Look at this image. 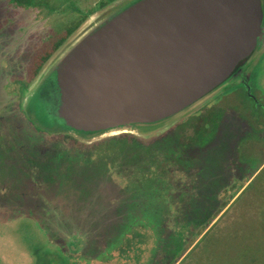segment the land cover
<instances>
[{
	"label": "rangeland",
	"instance_id": "374dc122",
	"mask_svg": "<svg viewBox=\"0 0 264 264\" xmlns=\"http://www.w3.org/2000/svg\"><path fill=\"white\" fill-rule=\"evenodd\" d=\"M134 1L0 0V264H176L187 250L180 264H209L207 250L219 264H264V129L236 78L128 132L74 133L57 115L49 71ZM78 22L31 79L36 54ZM261 53L250 73L264 97Z\"/></svg>",
	"mask_w": 264,
	"mask_h": 264
},
{
	"label": "water",
	"instance_id": "95a60500",
	"mask_svg": "<svg viewBox=\"0 0 264 264\" xmlns=\"http://www.w3.org/2000/svg\"><path fill=\"white\" fill-rule=\"evenodd\" d=\"M263 21L262 0H135L49 71L60 90L57 115L75 130L108 134L174 117L254 53Z\"/></svg>",
	"mask_w": 264,
	"mask_h": 264
},
{
	"label": "flooded vegetation",
	"instance_id": "af4514ba",
	"mask_svg": "<svg viewBox=\"0 0 264 264\" xmlns=\"http://www.w3.org/2000/svg\"><path fill=\"white\" fill-rule=\"evenodd\" d=\"M262 6H263V11H264V0H262ZM263 25H264V21H263ZM263 33H264V26H263ZM260 50H261L262 53L264 52V35H263V38L259 39L258 46H257L256 50L254 51V53L248 59L243 61L238 66L236 71L232 74V76L229 79L236 78L235 79L236 81L238 80L239 82L242 83V85L245 88V94H246V98L248 100V104H251L253 109H254V105L256 104L255 105L256 106V111L259 114L258 124H259V127L264 129V97L260 96V91L258 92V91H256V88H254L253 83H252V75L250 73L251 72V67L258 60V59H256V61L252 63V60H254V55H255L256 52H258ZM262 53L259 55V57L262 55ZM250 60H251V64L248 63V62H250ZM209 95H211V93ZM209 95H207V96H209ZM31 97L28 98V100H30ZM197 103H195V104H197ZM192 106H190L189 108H191ZM189 108H187V109H189ZM186 110H184V111H186ZM183 112H181V113H183ZM181 113H179V114H181ZM179 114H177V115H179ZM176 116H174V117H176ZM174 117L159 121V122H157L155 124L166 122V121H168V120H170V119H172ZM64 124H65V122H64ZM140 125H144V124H136L133 127V129L138 128V126H140ZM65 128L68 129L71 132H74V133H79V134H84L85 133V132H82V131L75 130V129L71 128V127H68V126H66V124H65ZM98 133H103V132H93V133H90V134H98ZM210 251H212V250H210ZM210 251L207 250V253H208L207 260H208L209 264H219L218 259H216L215 256H213ZM187 252H188V250L181 256V258L176 262V264H180V263L186 261L185 258H187ZM212 252L214 253V251H212ZM210 254H211V256H210ZM192 263L193 264H200V263H195V262L191 261L190 264H192Z\"/></svg>",
	"mask_w": 264,
	"mask_h": 264
},
{
	"label": "trees",
	"instance_id": "16d2710c",
	"mask_svg": "<svg viewBox=\"0 0 264 264\" xmlns=\"http://www.w3.org/2000/svg\"><path fill=\"white\" fill-rule=\"evenodd\" d=\"M13 1L17 6L20 7H35L38 5V0H11ZM46 5V4H45ZM81 22H78L74 26H70L66 29L65 32L58 34L54 36L49 43L43 48L36 56L34 57L31 65V70H30V78L33 79L42 69L43 65L49 61V59L56 53L59 48L65 43L68 37H70L75 30L78 28ZM22 82V81H20ZM28 84L27 82H22L21 85V90H25V87H27ZM71 138L70 135H64L65 140H69ZM71 143L74 146H78V142L75 141L74 139H70ZM68 141V142H69ZM74 141V142H73Z\"/></svg>",
	"mask_w": 264,
	"mask_h": 264
}]
</instances>
